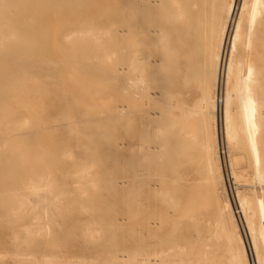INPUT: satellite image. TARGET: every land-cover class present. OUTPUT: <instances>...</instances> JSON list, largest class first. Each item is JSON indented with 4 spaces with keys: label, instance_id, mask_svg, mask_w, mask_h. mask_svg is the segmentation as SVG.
<instances>
[{
    "label": "bare ground",
    "instance_id": "6f19581e",
    "mask_svg": "<svg viewBox=\"0 0 264 264\" xmlns=\"http://www.w3.org/2000/svg\"><path fill=\"white\" fill-rule=\"evenodd\" d=\"M92 1L0 0V184L7 190L3 197L5 213L11 214L0 219V235L26 214H32L28 224L13 230L16 242L8 243L9 248L2 245V264H27L30 259L36 264L40 259L50 263L43 248L35 254L22 251L27 246L18 239L21 233H34L41 236L37 240H46L53 215L70 226L71 216L66 206L59 204L76 205L81 198L78 183L73 198L61 197L66 193L63 190H52L53 181L40 166L48 159L23 165L15 175L3 174L15 169L17 155H53L58 171L69 173L75 169L77 178L79 169L87 170V166L70 165L66 158L72 155L97 152L126 159V150L137 157L151 151L143 143L136 145L130 139L122 144L114 138L113 132L128 138L139 132L127 119L123 105H118L111 115L116 124L112 130L91 129L86 120L77 119L79 103L55 90V84L66 85L71 90L77 87L72 79L65 77L71 68L81 74L90 72L114 79L122 95L129 91L138 93L146 80L159 87V91L147 90L144 94L148 102L161 103V94L167 100L164 106L170 114L165 143L173 155H165L163 165L174 173L173 179L188 182L194 162L200 173L213 166V155H179L195 146L187 123L200 113L215 127L216 118H220L223 143L246 152L253 175L250 181L258 182L253 185H264L261 183L264 181V0H118L113 10L114 27L99 26L104 21L98 15L83 17ZM72 9L76 15L72 20H63L64 25L58 29L45 27L47 17ZM80 23L86 26L76 28ZM109 33L114 44L98 43ZM207 33L217 35V52L212 63L215 93L212 94L205 75L198 82L195 71L199 46L203 60L206 57ZM112 54L116 55L114 65ZM158 55L165 59L164 69L158 66ZM196 90L201 93L199 101L193 99ZM18 95H27L28 106L13 111L4 121L5 110L13 109ZM34 95L36 98L32 99ZM158 114L143 107L140 118L149 125L158 121ZM27 126L31 128L24 131ZM47 143L51 144L50 149L43 150ZM210 146L202 144L199 150L204 153L213 148ZM144 156L155 159V155ZM135 162L128 165L137 174ZM232 174H235L233 170ZM162 197L170 202L178 220L163 243L166 248L150 252L136 250L135 264H264V188L250 196L235 193L236 207L226 198L220 205L200 207L195 181L186 185L184 193L176 191L175 195ZM89 198L102 196L94 193ZM185 210L186 216L180 218ZM236 212L242 223L241 232ZM93 229L87 226L83 231ZM148 233L155 236L156 230L148 229ZM126 262L127 256L122 253L113 257L112 264Z\"/></svg>",
    "mask_w": 264,
    "mask_h": 264
},
{
    "label": "rangeland",
    "instance_id": "374dc122",
    "mask_svg": "<svg viewBox=\"0 0 264 264\" xmlns=\"http://www.w3.org/2000/svg\"><path fill=\"white\" fill-rule=\"evenodd\" d=\"M209 1L213 2V0ZM221 1L226 2L228 0ZM117 2L118 0H94L82 15L86 19L91 18L92 15H98V19L104 21L103 24L98 23L99 26L114 27L115 16L113 10ZM111 11L113 12L111 13ZM74 17H76L74 9L65 11V13L52 14L47 17L45 27L51 30L58 29L64 25L63 20H72ZM80 19H82V16H80ZM85 26L86 24L80 23L75 27L84 28ZM210 36L207 33L204 37L205 43L208 41L206 43L205 60H203L202 46H199L198 53L195 55V71L198 82L205 75L208 81L209 93L212 94L215 93L212 84L214 76L213 59L217 52V35L213 33ZM111 37L112 33L103 35L98 43L105 44L108 41L110 44H114ZM115 57L116 55L112 54L113 65L115 64ZM157 58L159 59V68L164 69V57L158 55ZM65 77H67V80L72 79L77 87L71 90L66 85L55 84V90L70 97L73 102L77 101L79 103L80 113L77 115V119L86 120L91 129L99 127L102 130H112L115 129L116 124L111 115L116 112L118 105H123V111L126 113L127 119L130 120V124L136 125L139 132L132 138L113 132L115 134L114 138L122 144L128 143L130 139L136 145L143 143V146H146L145 148L150 147L151 151L149 154L141 153L137 157L136 155H129L130 152L126 150L125 158L127 160L121 155H100L97 152H92L89 155H72V157L66 158L70 165L73 166L74 163L76 165L79 163L82 164V167L87 166V170L81 171L79 169L77 178L74 176L75 169H70L69 173H65L63 170L58 171L54 166L53 155H17L15 169L12 172L5 171L3 174L15 175L19 170H22L23 165L29 163L34 165L40 159H48L40 166L44 167L43 172L49 173L50 179L53 181L52 190H63L66 193L60 195L61 197L73 198L74 186L77 183L79 184L78 191L81 198L76 205H66L64 202L59 204V207L66 206V210L71 216L70 226H67L59 216L53 215L49 222L50 228L47 231L46 240H37L36 237L41 236H35L34 233H21L22 235L18 240L24 242L23 245L27 246L22 251L35 254L37 250L43 248L49 255L48 261L50 263H44L40 259L39 264H112L113 257L122 253L127 256L126 264H135L136 250L150 252L154 249L166 248L163 243L167 240L172 225L178 220V214L169 205L170 202L162 200V196L175 195L176 191L184 193L186 185L195 181L198 188V205L200 207L209 204L220 205L224 198L229 200L233 207H236L233 199L235 193L239 192L250 196L255 190L264 188V185H253L258 182L250 181L253 175L249 166L250 160L249 158L246 159V152L240 149L228 148L223 143L220 118L219 120L216 118V127L210 119L202 118L203 116L200 113L196 114L193 120L187 123V129L193 132L191 138L195 146L192 150L185 149L181 151L179 155H213L214 163H212L213 166L209 171L206 170V173L201 171L200 173L197 162H194L195 167L193 172H190L188 182L177 181L173 179L174 173L163 165L165 155H173L170 154L165 143V128L170 114L164 106L167 100L164 94H161L159 95L161 103L148 102L144 94L147 90L150 92L159 91V87L155 88L153 83L146 80L143 82L144 88L138 93L129 91L126 95H122L120 89H118L119 87H116L114 79L98 77L90 72H82L81 74L79 71H75L74 68L68 70ZM54 81L56 82V77H54ZM26 96L18 95V102L12 107L13 109L9 107L5 110L4 121L13 111L28 106ZM200 96L201 93L196 90L193 99L199 101ZM35 98L34 95L32 99ZM143 107L150 112L158 111L160 113L157 117L158 121L149 125L146 121L144 122L140 118ZM30 128L31 126H27L23 130L27 131ZM116 130L120 131L119 128ZM70 143H73V140ZM202 144L211 145L210 148L213 147L210 149L212 152L210 150L204 153L201 152L199 149H201ZM216 145L217 148H215ZM50 147L51 144L47 143L44 145L43 150L50 149ZM214 150L217 152L215 153ZM143 155H155V159L151 156L149 158L142 157ZM235 158H239V160L236 161ZM230 159L234 162L231 165L228 164ZM135 161H137V174L132 165H128L136 163ZM248 168L249 171H247ZM232 170L235 174H232ZM229 173L231 176L228 177ZM244 174L248 177L246 178ZM194 177H196V180ZM261 183H264V181ZM6 193L7 190L4 185L0 184V219L11 215L5 213L6 202L3 201V197ZM94 193H98L102 198H89ZM148 194L151 195L150 198ZM172 202L174 203V201ZM76 208H80L82 211L77 212ZM186 212L185 210L180 218H184ZM31 215L26 214L24 218L17 220L14 227L4 230V234L0 235V250L4 249L2 245L8 247V243L16 242V238L12 235L13 230L17 229L18 226L21 228L28 224ZM235 217H237L241 232L242 223L238 212H236ZM87 226L94 229L87 232L83 231ZM148 229L156 230V235L149 234ZM12 251L17 250L12 249ZM75 258L78 262H75ZM2 263L3 261L0 260V264ZM27 264H36V262L34 259H30Z\"/></svg>",
    "mask_w": 264,
    "mask_h": 264
}]
</instances>
